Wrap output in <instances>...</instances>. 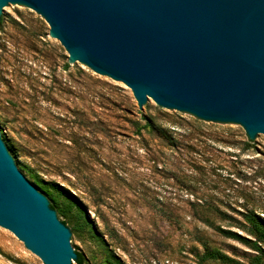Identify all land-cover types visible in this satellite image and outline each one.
<instances>
[{
	"label": "rangeland",
	"instance_id": "1",
	"mask_svg": "<svg viewBox=\"0 0 264 264\" xmlns=\"http://www.w3.org/2000/svg\"><path fill=\"white\" fill-rule=\"evenodd\" d=\"M0 17V133L47 195L58 185L83 206L99 236L72 230L84 264L107 249L120 264H253L259 253L225 232L254 240L246 216L264 220V134L140 104L72 59L36 11ZM0 264L44 262L0 228Z\"/></svg>",
	"mask_w": 264,
	"mask_h": 264
},
{
	"label": "water",
	"instance_id": "2",
	"mask_svg": "<svg viewBox=\"0 0 264 264\" xmlns=\"http://www.w3.org/2000/svg\"><path fill=\"white\" fill-rule=\"evenodd\" d=\"M34 10L72 59L143 104L264 134V0H0ZM0 228L44 264H76L80 243L0 133Z\"/></svg>",
	"mask_w": 264,
	"mask_h": 264
},
{
	"label": "trees",
	"instance_id": "3",
	"mask_svg": "<svg viewBox=\"0 0 264 264\" xmlns=\"http://www.w3.org/2000/svg\"><path fill=\"white\" fill-rule=\"evenodd\" d=\"M1 22V17H0ZM145 127L151 126L150 122H146ZM2 131V129H0ZM52 190L54 192H51L49 195L50 197L56 202L57 206L59 207L61 213L64 217H68L71 214V210L75 208V221H74V227L72 230L74 231H88L92 237H95L99 239L95 229L92 226V222L88 219L86 216V213L83 209V206L81 203L69 192L64 190L60 186H52ZM63 196L66 199V203H62L58 201V196ZM246 221L251 226V233L254 235V240H249L247 238H243L235 233L232 232H225L229 237H233L237 240L243 241L246 244H248L253 250L257 251L259 256H256L253 264H260L262 261V255L264 254V250L261 247L260 243H264V220L257 217L254 213H250L246 216ZM102 241V240H100ZM208 258H214V255L211 251L206 253ZM84 257L79 252L77 262L76 264H84ZM104 264H120L115 256L111 253L109 249H107L106 257L104 259Z\"/></svg>",
	"mask_w": 264,
	"mask_h": 264
}]
</instances>
